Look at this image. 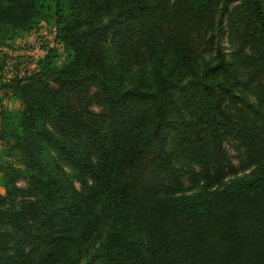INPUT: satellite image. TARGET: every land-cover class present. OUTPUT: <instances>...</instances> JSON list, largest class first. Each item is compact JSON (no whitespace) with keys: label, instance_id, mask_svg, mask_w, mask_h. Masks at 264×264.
<instances>
[{"label":"trees","instance_id":"16d2710c","mask_svg":"<svg viewBox=\"0 0 264 264\" xmlns=\"http://www.w3.org/2000/svg\"><path fill=\"white\" fill-rule=\"evenodd\" d=\"M41 20L63 57L0 76V264H264V0H0V44Z\"/></svg>","mask_w":264,"mask_h":264},{"label":"rangeland","instance_id":"374dc122","mask_svg":"<svg viewBox=\"0 0 264 264\" xmlns=\"http://www.w3.org/2000/svg\"><path fill=\"white\" fill-rule=\"evenodd\" d=\"M55 32L51 21L41 20L29 31L15 33L12 38L0 44V76L2 80H11L14 77L25 76L37 69V61L41 59L50 48L58 50V54L63 57L62 48L54 42ZM19 108L17 100L10 94L3 95L0 92V112L6 110L13 113ZM3 147L0 141V161L3 156ZM227 150L232 158V162L237 168V175L243 172L240 170L239 155L233 147L227 145ZM67 171L68 168L65 167ZM19 186L24 187L23 182ZM0 186V194H3Z\"/></svg>","mask_w":264,"mask_h":264}]
</instances>
